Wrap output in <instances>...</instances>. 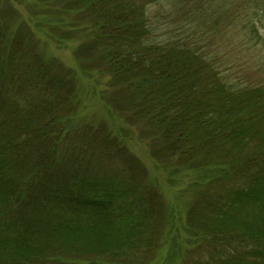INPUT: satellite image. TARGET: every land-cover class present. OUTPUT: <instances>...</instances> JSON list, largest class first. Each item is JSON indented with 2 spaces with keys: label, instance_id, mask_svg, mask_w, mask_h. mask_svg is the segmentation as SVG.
<instances>
[{
  "label": "trees",
  "instance_id": "trees-1",
  "mask_svg": "<svg viewBox=\"0 0 264 264\" xmlns=\"http://www.w3.org/2000/svg\"><path fill=\"white\" fill-rule=\"evenodd\" d=\"M61 1L110 110L192 176L186 264H264V0ZM30 41L0 52V264L148 263L164 200L113 134L78 120L69 77Z\"/></svg>",
  "mask_w": 264,
  "mask_h": 264
},
{
  "label": "rangeland",
  "instance_id": "rangeland-1",
  "mask_svg": "<svg viewBox=\"0 0 264 264\" xmlns=\"http://www.w3.org/2000/svg\"><path fill=\"white\" fill-rule=\"evenodd\" d=\"M61 2L0 0V35L4 49L0 52L6 53L7 46L16 33H27L36 52L46 61L54 63L61 69L62 74L69 77L73 100L79 104L78 120L95 127L103 125L107 132L113 134L141 164L146 174V183L152 186L158 198L165 202V228L161 241L163 245L146 264H186L189 260L188 253L193 249L191 238L185 230L186 212L195 195V189L190 184L192 176L188 173L171 176L169 167L156 160L149 152L146 141L140 135V128L125 123L110 110L103 95L109 90V76L90 67L93 54L82 46L87 45L88 42H83L89 37V33L83 30L85 23L75 22L77 12L66 10ZM257 47L253 48L252 52L255 68L257 65L264 68V56H261ZM256 76L264 80V73Z\"/></svg>",
  "mask_w": 264,
  "mask_h": 264
}]
</instances>
